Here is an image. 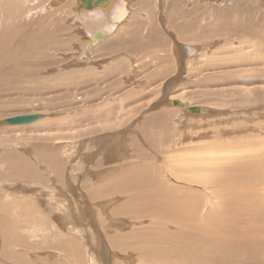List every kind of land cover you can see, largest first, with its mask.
<instances>
[{"label":"rangeland","instance_id":"1","mask_svg":"<svg viewBox=\"0 0 264 264\" xmlns=\"http://www.w3.org/2000/svg\"><path fill=\"white\" fill-rule=\"evenodd\" d=\"M123 1L86 56L80 0H0V264H264L211 234L264 221V0Z\"/></svg>","mask_w":264,"mask_h":264},{"label":"bare ground","instance_id":"2","mask_svg":"<svg viewBox=\"0 0 264 264\" xmlns=\"http://www.w3.org/2000/svg\"><path fill=\"white\" fill-rule=\"evenodd\" d=\"M81 4H82V1L80 0L79 5L77 6L76 10H74L75 11V15H74L73 20L75 22H79V25H80L81 29L85 32V34L88 36V38H90V41H89L90 43L89 44H85L83 49H82L83 52H84V49H88L89 48L88 49L89 52L85 53V55L87 56L88 53L91 52L90 49L93 48L92 45L94 43H96L95 41L98 40V37L101 38L99 35L102 34L103 35L102 38L106 39L108 36H110L111 34L116 32V30L119 29L120 26H122L124 24L125 20L128 19V17H130L129 15H131L132 11H131V7L127 3H125L123 0H107L105 5H99V6H97L95 4H92L90 6H86V5L80 6ZM84 12H85V14H84ZM190 48L192 50V54L195 55L196 54V50L194 49V47H190ZM177 101H180V102H177ZM171 103H172V105H179V106H181L182 108H184L186 110H190L188 107L200 106V105L188 104V103H186V101H181V100H177V99L176 100L172 99ZM200 107H201L202 111L195 112V113H201L203 111H207L206 107H203L202 105ZM178 108H180V107H178ZM159 113L160 114L157 113L158 119H153L152 122L158 123L157 121H162V120L166 122V120L164 119V114L161 113V112H159ZM32 114H41V113H32ZM40 118H38V119H40ZM5 119H7V118H5ZM38 119H36V120H38ZM30 123H32V122H30ZM159 123H161V122H159ZM25 124H28V123H25ZM16 125H23V124H16ZM244 174L245 175L242 176L243 178L241 179V180H243L242 183L240 184L241 187H243L244 189L252 187L253 183H254V178H253L252 174L249 171L245 172ZM234 177H237V175H234ZM236 182H237V178H234L232 186H234L236 184ZM230 196L231 197L228 198V199L226 198L225 201L229 200V199H233L235 201V205H236L235 210L237 211L236 214L238 216H236V218L234 217V214H235L236 211L234 212L233 209H232V211L230 210V208H231L230 206L233 207L234 205H232L230 203L231 201H229L230 204L227 201L228 204H226V205L227 206L229 205V207H230L229 211H231L229 213L231 214L233 212L232 215H233L234 219L230 217L232 215H230L228 213V210L226 209L227 211L226 210L225 211L227 213L226 212L225 213L227 215L228 214L230 215V216L228 215L227 219H225L226 215H224L225 216V218H223L224 220H220L219 219V221H222V222H220V224L217 223V222H215V223L212 222V225L214 226V229L216 230V231L213 230V232L211 233L212 234V239H213L214 243H218V244H216L218 246H222V245L226 244V242H228L230 240H233V241H236V242H240L241 238L239 239V237L237 238V236L244 235L247 232L248 233L250 232L249 233L250 237L248 239H246V240H247V242H250V241L252 242L253 240L251 238H253L254 235L255 236L257 235V237H258L259 232L264 231L263 218L261 220L262 222L258 223L257 222V218H256V221L253 222L251 220V217L249 216L250 215L249 214L250 207H251V209H255L256 210L254 212V215H255L256 212L259 210L260 207H262L263 204H261V203L259 204L257 202L259 205H256L255 204L256 202L254 203V201H253L254 198L251 199V198H249L250 196L247 197V195H244L242 197H237L235 194L232 193V194H230ZM234 201H233V204H234ZM222 204L224 205L225 202L222 203ZM222 207L224 208L226 206H222ZM258 213H260V211ZM213 214H215L214 211L210 212V217ZM223 214H222V216H223ZM222 216H219V218L222 217ZM229 217L233 221H231V219ZM217 219H218V216H217ZM202 220H203V222H202V224L200 226H203L204 224H206L209 219H206V216H205V218L202 219ZM196 229H199V227H197ZM260 237H261V235H260ZM255 239H256V237H255ZM254 243H256V242H254ZM261 243L260 244L258 243L259 244V248H260ZM239 244H241V243H239ZM239 244H237V245H239ZM229 246H230V244H229ZM244 246H245V244H244ZM222 247H224V246H222ZM250 247L251 246H249V248ZM252 249L254 250L253 247H252ZM260 250H263V249L260 248Z\"/></svg>","mask_w":264,"mask_h":264},{"label":"water","instance_id":"3","mask_svg":"<svg viewBox=\"0 0 264 264\" xmlns=\"http://www.w3.org/2000/svg\"><path fill=\"white\" fill-rule=\"evenodd\" d=\"M82 4L80 6H90L92 4H95L97 6L99 5H105L107 0H81ZM101 38L98 37V39H102L103 35H99ZM180 102V101H177ZM191 112H200L202 111L200 106L196 107H188ZM42 115L41 114H20V115H15L12 117H9L5 119V123L11 124V125H16V124H25V123H30L35 121L36 119L40 118Z\"/></svg>","mask_w":264,"mask_h":264}]
</instances>
